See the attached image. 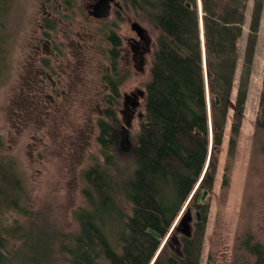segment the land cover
Listing matches in <instances>:
<instances>
[{
  "label": "rangeland",
  "instance_id": "rangeland-1",
  "mask_svg": "<svg viewBox=\"0 0 264 264\" xmlns=\"http://www.w3.org/2000/svg\"><path fill=\"white\" fill-rule=\"evenodd\" d=\"M90 1L6 0L0 9L2 154L15 159L26 196L22 204L25 212H7L4 221L10 225L16 218L23 225L26 238L15 240L12 248L24 256L29 254L30 245L37 244L36 237L41 232L48 233L53 251L45 264H66L60 252L61 244L76 232V211L86 206L82 172L103 159L97 139L99 119L113 126L114 139L118 141L119 170L134 160V148L127 152L120 150L123 95L137 89L144 91L150 79L151 54L142 69L128 71L129 76L117 87L121 95L118 103L111 108V104L104 102L106 84L101 75L108 65L107 36L111 29L116 33H132L131 21L138 22L153 43L151 53L157 31L122 0L114 1L123 9L112 6L105 19L89 16ZM254 2L247 0L245 4L239 59L223 139L216 153L214 182L211 189L196 190L194 202L185 208L190 210L193 222L196 211L200 218L201 214L205 215L198 264H252L254 255L241 246L246 237L250 245L261 243L264 247V130L256 126L264 90V0L241 125L232 152L229 144ZM196 4L202 17L201 0H196ZM123 61L122 68L126 65ZM207 100L208 116H211L209 97ZM107 108L114 111L112 120L105 113ZM139 108L143 114L144 97L136 112ZM143 119L136 116L130 121L132 145ZM226 173L227 184L222 186ZM203 189L207 194L201 206L196 207ZM182 208L161 245L168 238V245L175 248V240L181 238L177 218ZM125 210H129L127 206Z\"/></svg>",
  "mask_w": 264,
  "mask_h": 264
},
{
  "label": "trees",
  "instance_id": "trees-1",
  "mask_svg": "<svg viewBox=\"0 0 264 264\" xmlns=\"http://www.w3.org/2000/svg\"><path fill=\"white\" fill-rule=\"evenodd\" d=\"M5 1L0 0V9ZM122 1L157 31L144 90V119L133 145L135 158L122 171L113 126L99 119L97 139L103 159L82 172L86 206L76 211V232L61 244L66 264H150L194 187L211 189L214 182L247 0H201L202 17L196 0ZM262 7V0H255L233 111L230 152L241 125ZM260 106L256 126L264 130V90ZM105 113L112 120L114 111L108 108ZM3 147L0 136V264H45L53 251L46 232L36 237L37 244L29 246L26 256L12 248L26 233L16 218L7 224L4 214L25 212L26 196L16 161L2 154ZM226 184L227 173L222 186ZM195 194L188 204L194 202ZM195 204L201 206L197 199ZM204 220L203 213L190 236L175 240V248L167 238L152 264H198ZM148 228L161 239L148 234ZM241 246L254 255L252 264H264L261 243L250 245L246 237Z\"/></svg>",
  "mask_w": 264,
  "mask_h": 264
},
{
  "label": "flooded vegetation",
  "instance_id": "flooded-vegetation-1",
  "mask_svg": "<svg viewBox=\"0 0 264 264\" xmlns=\"http://www.w3.org/2000/svg\"><path fill=\"white\" fill-rule=\"evenodd\" d=\"M95 2H96V0H91L88 4L87 13L89 16L93 15L92 14L94 11L93 6H94ZM111 2H113L114 5H112V3H110L111 5L109 7V15L111 13L112 6H114L116 10H117V8L120 10L123 9L122 6L120 5V3H118L117 1L113 0ZM109 15L107 17H109ZM107 17H105V18H107ZM96 18L99 20L105 19V18H98V17H96ZM131 20L132 19L129 18V21H131ZM133 22L134 21L132 20L131 21V29L134 32L128 33V34H122V33H118V32L116 33L115 31H113L111 29L110 34L107 36V39H108L107 42L109 43V48L107 49L108 65L105 69L106 72L102 73L101 79L106 84V87H105L106 91L104 93L103 100H104V102L111 104L110 107L112 106V104L118 103V100L121 97V95L117 91V87L120 85V83L123 82L126 75L129 76L128 71L133 70L134 68L138 69L139 67H141V69H142V66L147 61V56L151 54L152 42H151V39L149 37L147 30L143 33L141 32L140 34H138L132 28ZM48 26H49V24H48ZM124 42L126 44V46L124 44L125 47H123V45H122ZM121 61H123L126 64L123 68L120 66ZM143 97H144V93H143L142 89L130 91L129 93L123 95V106H124L123 115L124 116L122 118V122L125 119H127L129 128L131 127L130 121L132 120V118H134L136 116L139 119L142 118L140 108L137 112H136V110L140 106V99H142ZM121 130H122V127H121ZM120 133H121V131H120ZM130 139H131V137H130ZM117 142L115 140V144H117ZM131 148H133V147H131ZM195 215H196V212H195ZM196 221H197V219L195 220V222H193L192 218L190 220V235L193 231V227H194ZM192 222H193V224H192ZM182 225L185 226L184 224H182ZM182 235H184V234L182 233ZM184 236H186V235H184Z\"/></svg>",
  "mask_w": 264,
  "mask_h": 264
},
{
  "label": "water",
  "instance_id": "water-1",
  "mask_svg": "<svg viewBox=\"0 0 264 264\" xmlns=\"http://www.w3.org/2000/svg\"><path fill=\"white\" fill-rule=\"evenodd\" d=\"M113 1V0H97V2L94 4L93 6V15L98 17V18H105L109 15V7H110V2ZM199 8H201V4H199ZM132 28L138 33L140 34L141 32H145L146 29L140 25L138 22H133L132 23ZM206 87H207V84H206ZM128 124V122H127ZM122 130H121V141H120V146H121V149L122 150H128L131 146H132V143H131V139H130V133L128 131V129L122 125ZM207 194V190L206 189H203L201 191V193L199 194L198 198H197V202H202L203 199L205 198ZM192 194L190 195V198H191ZM197 218L200 219V216H199V213H197ZM191 219V215L189 214L188 211H186L185 214H183L182 218L180 219L179 221V224H184L186 225L185 223L186 222H189V220ZM147 232L155 237H159V234L156 233L155 231H153L152 229H147ZM186 233H188V231L186 230L185 231ZM152 264V263H150Z\"/></svg>",
  "mask_w": 264,
  "mask_h": 264
},
{
  "label": "bare ground",
  "instance_id": "bare-ground-1",
  "mask_svg": "<svg viewBox=\"0 0 264 264\" xmlns=\"http://www.w3.org/2000/svg\"><path fill=\"white\" fill-rule=\"evenodd\" d=\"M96 2H97V0H96ZM95 2V3H96ZM200 30H201V38H202V40H203V26H202V21H201V19H200ZM205 74H206V76H207V71H206V66H205ZM143 93H144V91H143ZM209 97V95H208V92H207V98ZM216 102H218V100L216 99ZM124 126L128 129V131H129V125L127 124V119H125L124 120ZM131 141V140H130ZM132 143V142H131ZM132 147V146H131ZM130 149V148H129ZM128 149V150H129ZM120 150H122L121 149V147H120ZM123 152H127V150H122ZM197 186H198V184L194 187V190L191 192V194H192V196H193V194H194V192H195V190H196V188H197ZM201 193V192H200ZM199 193V194H200ZM190 194V195H191ZM190 195H189V197L187 198V200H186V202H185V204H184V207L182 208V210L184 209L185 210V208H186V206H187V204L189 203V201H190ZM191 196V197H192ZM199 196V195H198ZM201 202H197V204H200ZM182 211L180 214L181 215H179L178 216V222H177V225H178V227H177V229L178 230H180L184 235H186V236H189L190 235V220H189V222H186L185 224V226H183V225H181V224H179V221H180V219L182 218V216H183V214H185L186 213V211H188L189 212V214H190V210L189 209H186L185 211ZM197 213H199V211H196V217H197ZM191 215V214H190ZM199 216H200V213H199ZM191 218H192V216H191ZM197 220H200V219H198V218H196ZM174 225V224H173ZM176 224H175V226H177ZM149 229V228H148ZM151 229V228H150ZM153 230V229H152ZM188 231V233H186L185 231ZM153 231H155V230H153ZM146 232H147V230H146ZM156 232V231H155ZM148 233V232H147ZM157 233V232H156ZM149 234V233H148ZM159 234V233H158ZM151 235V234H150ZM151 236H153V235H151ZM153 237H155V236H153ZM156 239H161V236H160V234H159V237L157 238V237H155ZM165 242V240L163 241V243ZM162 246H163V244L160 246V248H159V250L157 251V253H156V255L154 256V258L152 259V261H151V263H153V261H154V259L156 258V256H157V254H158V252L160 251V249L162 248Z\"/></svg>",
  "mask_w": 264,
  "mask_h": 264
},
{
  "label": "crops",
  "instance_id": "crops-1",
  "mask_svg": "<svg viewBox=\"0 0 264 264\" xmlns=\"http://www.w3.org/2000/svg\"><path fill=\"white\" fill-rule=\"evenodd\" d=\"M238 42H239V40H238Z\"/></svg>",
  "mask_w": 264,
  "mask_h": 264
}]
</instances>
